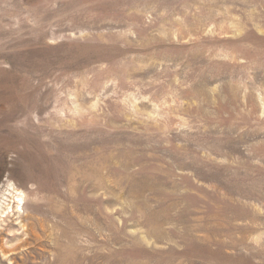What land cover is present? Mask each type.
I'll use <instances>...</instances> for the list:
<instances>
[{"label":"rangeland","instance_id":"374dc122","mask_svg":"<svg viewBox=\"0 0 264 264\" xmlns=\"http://www.w3.org/2000/svg\"><path fill=\"white\" fill-rule=\"evenodd\" d=\"M4 196L0 264H264V0H0Z\"/></svg>","mask_w":264,"mask_h":264},{"label":"bare ground","instance_id":"6f19581e","mask_svg":"<svg viewBox=\"0 0 264 264\" xmlns=\"http://www.w3.org/2000/svg\"><path fill=\"white\" fill-rule=\"evenodd\" d=\"M13 192H15L16 193V201H18V202H20L19 204H18V206L21 204V208H20V210H23V203H24V201H23V198L22 197H20V195H21V193L22 192H20L19 190H14ZM5 198V199H4ZM7 199V197L6 196H4L3 197V199L0 201L1 203H3V204H5L6 203V200ZM9 205V204H8ZM9 207L11 208V206L9 205ZM7 209V208H6ZM5 216V215H4Z\"/></svg>","mask_w":264,"mask_h":264}]
</instances>
